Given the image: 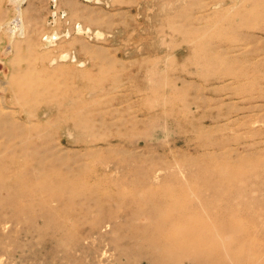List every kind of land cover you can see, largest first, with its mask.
<instances>
[{"label":"rangeland","instance_id":"obj_1","mask_svg":"<svg viewBox=\"0 0 264 264\" xmlns=\"http://www.w3.org/2000/svg\"><path fill=\"white\" fill-rule=\"evenodd\" d=\"M19 3L10 31L0 0V264L131 263L122 235L218 211L264 247V0Z\"/></svg>","mask_w":264,"mask_h":264},{"label":"bare ground","instance_id":"obj_2","mask_svg":"<svg viewBox=\"0 0 264 264\" xmlns=\"http://www.w3.org/2000/svg\"><path fill=\"white\" fill-rule=\"evenodd\" d=\"M19 2L20 0H10V3L15 4L18 9L20 8ZM21 20L22 14L19 9L17 14L15 11L14 18L10 21V26H8L10 31L22 30ZM89 30V28L84 29L79 23L77 24L79 33H85L86 31L88 33ZM18 33L20 32L18 31ZM95 35L101 36L102 33L96 31ZM57 38L58 34L53 33L46 35L45 40L52 43ZM60 58H71V55L63 53ZM163 206L166 207L167 205L161 203L154 208L156 211L158 210V214L155 213L156 211L151 212L150 210V212L144 213L143 216H146L149 220L159 221L163 215L159 209ZM166 209L168 210V208ZM208 214L206 215L207 218H203L212 222L207 224L191 222L189 220L191 217L185 215H179L171 219L169 217L164 221V224L167 225L165 229L158 232L156 229L157 234L154 232L156 234L155 238H151L154 237L152 227L155 229V225L148 227L145 224L146 227H139V231L119 237L124 246L113 245V247L118 251L120 257L125 256L127 259L129 256L132 258V262H126V264H264L263 246H256L255 241H250L248 238L238 239L233 237L236 229L232 223L231 225H224V223L216 221L217 217L223 214L222 212L210 213V218ZM140 215L138 212H130L127 220L132 222L138 219ZM187 220L191 223L186 222ZM121 227L118 224L117 230Z\"/></svg>","mask_w":264,"mask_h":264}]
</instances>
